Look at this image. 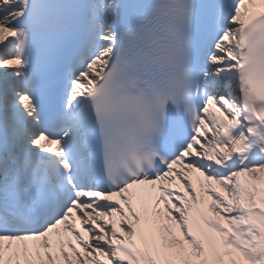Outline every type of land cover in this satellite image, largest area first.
Returning a JSON list of instances; mask_svg holds the SVG:
<instances>
[{
	"label": "snow or ice",
	"instance_id": "6c2138e0",
	"mask_svg": "<svg viewBox=\"0 0 264 264\" xmlns=\"http://www.w3.org/2000/svg\"><path fill=\"white\" fill-rule=\"evenodd\" d=\"M0 264H264V0H0Z\"/></svg>",
	"mask_w": 264,
	"mask_h": 264
}]
</instances>
